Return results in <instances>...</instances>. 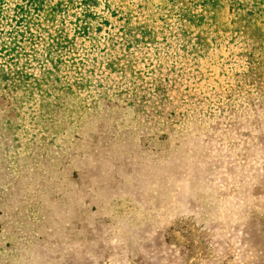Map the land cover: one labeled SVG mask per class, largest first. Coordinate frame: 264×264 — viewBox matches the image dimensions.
<instances>
[{
	"label": "rangeland",
	"instance_id": "rangeland-1",
	"mask_svg": "<svg viewBox=\"0 0 264 264\" xmlns=\"http://www.w3.org/2000/svg\"><path fill=\"white\" fill-rule=\"evenodd\" d=\"M0 264H264V0H0Z\"/></svg>",
	"mask_w": 264,
	"mask_h": 264
}]
</instances>
